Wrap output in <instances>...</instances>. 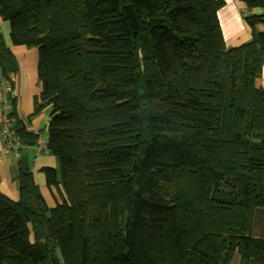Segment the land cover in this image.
Instances as JSON below:
<instances>
[{"label": "trees", "instance_id": "1", "mask_svg": "<svg viewBox=\"0 0 264 264\" xmlns=\"http://www.w3.org/2000/svg\"><path fill=\"white\" fill-rule=\"evenodd\" d=\"M222 5L0 0L11 43L38 51L37 110L51 108L59 161L43 170L53 206L26 160L18 199L0 190V264H264L251 233L264 212V15L245 16L251 40L228 48ZM0 71L13 85L1 32Z\"/></svg>", "mask_w": 264, "mask_h": 264}, {"label": "crops", "instance_id": "2", "mask_svg": "<svg viewBox=\"0 0 264 264\" xmlns=\"http://www.w3.org/2000/svg\"><path fill=\"white\" fill-rule=\"evenodd\" d=\"M222 2L223 5L218 11V18L226 46L231 48L248 43L251 40V28L247 24L245 16L251 14L264 15V10L260 8L249 10L244 0H222ZM258 28L264 32V24L258 25ZM0 32L18 64V71L13 76V85L2 78L0 71V131L4 117H9L15 112L16 118L13 117L10 120L13 125L17 121L21 122L27 132L38 136L37 144L47 143L52 111L51 108L37 110L36 100L42 93L37 70L38 51L35 48L14 46L10 41L9 24L1 17ZM256 84L264 89V67L262 77L257 80ZM37 144H24V149L19 158L11 154L0 161V190L11 199H18L19 162L26 160L33 170L36 184L40 187L49 205L53 206L57 193L54 187L49 189L46 185L43 170L46 168L58 169L59 161L50 153L37 156L35 150ZM2 146L3 140L0 134V150ZM34 155L36 157L33 162ZM251 233L254 237L264 238V212H255Z\"/></svg>", "mask_w": 264, "mask_h": 264}, {"label": "built area", "instance_id": "3", "mask_svg": "<svg viewBox=\"0 0 264 264\" xmlns=\"http://www.w3.org/2000/svg\"><path fill=\"white\" fill-rule=\"evenodd\" d=\"M0 134L3 140V146L0 150V161H3L5 157L11 154L19 158L21 151L24 149V144L8 116L3 119ZM35 150L37 156L41 153H50L46 143L36 145Z\"/></svg>", "mask_w": 264, "mask_h": 264}, {"label": "rangeland", "instance_id": "4", "mask_svg": "<svg viewBox=\"0 0 264 264\" xmlns=\"http://www.w3.org/2000/svg\"><path fill=\"white\" fill-rule=\"evenodd\" d=\"M43 154L44 153H41L40 155H43ZM35 157H36V155H34L33 162H34ZM230 264H242L240 256L238 254H234V257H233L232 261L230 262Z\"/></svg>", "mask_w": 264, "mask_h": 264}]
</instances>
